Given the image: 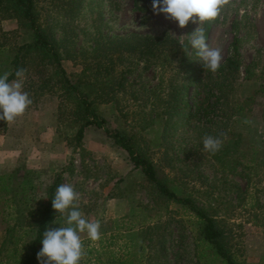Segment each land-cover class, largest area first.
I'll list each match as a JSON object with an SVG mask.
<instances>
[{
	"label": "rangeland",
	"instance_id": "obj_1",
	"mask_svg": "<svg viewBox=\"0 0 264 264\" xmlns=\"http://www.w3.org/2000/svg\"><path fill=\"white\" fill-rule=\"evenodd\" d=\"M38 2L40 22L61 38L60 28L66 21L60 9L66 0ZM11 15L0 9V75L9 72L16 49L32 37ZM217 18L207 43L221 49L222 63L237 39L240 75L232 97L242 108L241 114L227 120L217 153L205 151L202 140L191 142L187 137L178 141L174 137L163 144L152 92L159 95L164 90L165 72L174 65L175 57L146 69L144 62L128 57L130 68L122 77L134 90H141V102L129 93H119L116 101L99 103L97 109L110 128L140 132L154 164L163 169L177 194H190L199 205L213 209L216 218L231 230L242 264H264V0H229ZM71 26L75 28V51L86 58L71 61L63 56L62 66L75 81L84 64H92V43L84 32L168 35L185 43L200 25L189 21L180 28L163 14L137 11L133 0H87ZM39 63L31 58L25 65L22 90L32 104L10 124L0 123V247L5 240L0 264H17L21 252H13L14 238L20 236V243L26 242L32 234L29 227H19L33 222L29 213L43 206L47 187L61 171L62 184H71L79 194L78 210L85 219L101 225L98 241L81 234L84 255L80 264H145L147 242L141 241L139 233L155 222L165 227L171 262L175 252L184 248L187 264H196L198 259L200 264H218L195 241L191 214L160 198L127 153L102 129L87 128L81 144L75 145L74 100L62 93L52 67ZM89 74L86 70L91 77ZM237 138V147L229 148V140ZM66 215L61 214L51 227L67 226Z\"/></svg>",
	"mask_w": 264,
	"mask_h": 264
},
{
	"label": "trees",
	"instance_id": "obj_2",
	"mask_svg": "<svg viewBox=\"0 0 264 264\" xmlns=\"http://www.w3.org/2000/svg\"><path fill=\"white\" fill-rule=\"evenodd\" d=\"M38 1L0 0V9L10 12L11 16L17 18L32 34L28 43L18 46L11 59L12 66L8 73L12 75L9 76V82L16 78L15 71L21 67L25 68L31 58L37 59L41 65L51 66L56 84L62 93L74 100L71 115L77 123L72 139L75 145L81 144L87 128L102 129L118 148L127 153L134 168L142 172L146 182L160 198L179 205L191 214L195 220V241L203 245L204 255H209L218 264H242L231 230H228L222 220L216 218L213 209L199 205L190 194H177L171 188L163 169L154 164L152 154L140 132L110 128L97 109L99 103L116 101V95L119 93H129L132 99L139 100L141 90H134L131 83L122 77L130 68L126 61L128 57L144 62V69L159 61L175 57L174 65L166 69L164 90L162 88L159 95H156L155 91L152 92L155 97L153 109L156 117L161 119L163 144H169L174 137H178L176 141L187 137L191 142L203 141L205 135L224 137L221 134L226 133L227 120L242 112L241 103L233 100L232 97V91L240 75L237 39L231 43L230 52L220 63L218 71L212 73L206 72L203 61L191 48L189 41L185 42V45L188 46L190 56L185 53L183 46L177 40L168 35L130 33L125 36H103L95 30L91 33L84 32L86 40L92 43L89 57L92 64L87 66L84 64L82 73L74 81L64 70L62 60L63 56L71 61L86 60L83 53L75 51L73 38L75 28L71 24L80 17L87 0H66L60 9L66 24L60 26L61 38L58 39L50 28L40 22ZM133 4L141 13L153 12L152 0H133ZM217 17L201 26L205 30L207 40L212 25L218 21ZM86 70L90 71L91 77L86 76ZM0 123L5 125L6 122L0 121ZM238 144L239 138L229 140L227 143L229 148H236ZM60 184H62V171L47 187L43 206L29 213L33 222L19 227L20 229L29 227L32 234L26 242L20 243V236L14 238L13 252L18 253L19 250L21 252L18 253L20 257L16 261L17 264H40L37 253L42 248L43 232L61 215L52 207L56 187ZM164 228L162 223L155 222L152 226L147 225L140 230L141 241L147 242L145 248L148 253L145 264H187L184 258H187L188 253L184 248L175 252L172 262L169 259ZM4 247L5 240L1 244L0 253L5 249ZM196 264H200L199 259Z\"/></svg>",
	"mask_w": 264,
	"mask_h": 264
},
{
	"label": "clouds",
	"instance_id": "obj_3",
	"mask_svg": "<svg viewBox=\"0 0 264 264\" xmlns=\"http://www.w3.org/2000/svg\"><path fill=\"white\" fill-rule=\"evenodd\" d=\"M228 3L229 0H152V9L154 14H163L166 19L177 22L180 28L186 27L189 21L200 25L188 35L189 43L199 59L203 61L206 72L215 73L221 66V49L208 45L205 30L201 25L216 18L221 8ZM179 44L190 56L191 53L183 39L179 41ZM26 72L27 69L18 68L15 71L16 78L11 82H9L11 73L6 72L0 75V121L10 124L17 117L22 116L32 104L29 94L22 90ZM222 143L218 137L211 135L203 137L204 150L212 154L221 149ZM78 198L79 194L71 184H60L56 187L52 207L58 214L67 213V226L58 228L49 226L43 232L42 248L37 253L40 264H80L84 255L81 234L86 233L87 238L93 242L101 238L100 223L84 218L75 203Z\"/></svg>",
	"mask_w": 264,
	"mask_h": 264
}]
</instances>
